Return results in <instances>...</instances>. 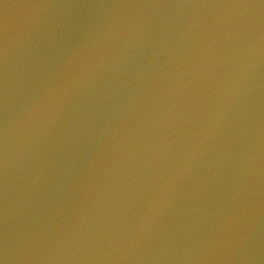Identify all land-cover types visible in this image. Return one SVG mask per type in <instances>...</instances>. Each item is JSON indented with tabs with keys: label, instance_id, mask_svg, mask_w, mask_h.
I'll use <instances>...</instances> for the list:
<instances>
[{
	"label": "water",
	"instance_id": "obj_1",
	"mask_svg": "<svg viewBox=\"0 0 264 264\" xmlns=\"http://www.w3.org/2000/svg\"><path fill=\"white\" fill-rule=\"evenodd\" d=\"M0 264H264V0H0Z\"/></svg>",
	"mask_w": 264,
	"mask_h": 264
}]
</instances>
